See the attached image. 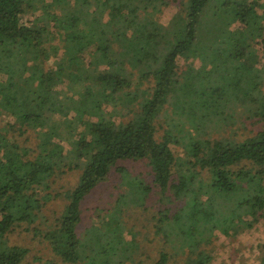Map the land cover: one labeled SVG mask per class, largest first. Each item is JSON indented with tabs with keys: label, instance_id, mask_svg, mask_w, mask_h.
Returning a JSON list of instances; mask_svg holds the SVG:
<instances>
[{
	"label": "trees",
	"instance_id": "1",
	"mask_svg": "<svg viewBox=\"0 0 264 264\" xmlns=\"http://www.w3.org/2000/svg\"><path fill=\"white\" fill-rule=\"evenodd\" d=\"M32 1L0 0V114L11 120L5 124L9 129L0 127V264H22L28 253L25 247L9 244L8 234L22 222L33 220L31 199L38 201V195L28 193L31 185L52 179L55 172L74 168L81 171L76 185L67 193L68 202L56 223L42 235L52 252L64 262L109 264L107 258L91 262L92 250L88 248L90 253L86 255L87 245L78 236L77 227L84 198L108 177L112 168L120 173L126 171L117 165L120 160L148 159L153 184L160 193L170 191L171 185L176 186L171 184L175 173L180 187H189L191 196L182 198L183 206L169 215L161 212L162 222L165 218L164 221L171 222L169 226L177 228L184 245L197 242L198 250L188 248L189 264H208L211 260L210 254L199 250V244L204 240L201 234L213 229L218 221L230 214H250L255 219L264 217V127L240 141L216 138L203 140L198 147L186 146L188 158L194 159H186L188 167L180 169L178 166L183 165L169 143L158 141L155 136L157 113L180 81L175 68L177 59L220 50L212 47L209 36L212 32L216 38L213 28L218 27L220 31L226 18L235 17H241L249 29L244 28L245 33L240 34L246 36L244 40L240 41L238 36L233 40L229 51L239 56L248 55L252 40L260 38L264 30L259 25L264 15L255 12L254 2L51 0L47 4L48 13L58 16L56 26L70 42L66 65L54 68L46 66L50 54L56 53L45 46L36 22L41 19L36 17L29 23L22 20V15L31 10ZM170 4H175L178 10L165 27L157 20V14ZM219 9L222 13H218ZM89 45L95 46L92 66L82 55ZM126 63L139 67L143 78L152 76L149 95L141 91L139 100V96L129 92L119 96L118 93L130 85L125 76ZM225 63L226 60H222V64ZM243 63V73L250 74L251 81L249 79L234 96L237 98L246 90L245 100L252 105L247 109L260 113L255 115L264 121V96L257 82L262 75L258 73V76L257 70L253 72L252 60L246 59ZM191 66L188 64L183 71L186 79L195 71ZM201 75L202 72L200 76L197 73L195 78L200 81ZM79 80L86 83L75 91L78 96L61 93L65 81ZM116 94L119 96L116 98H121L120 103L131 110L124 114L121 125L116 123L112 113L103 110L104 101L115 100ZM227 95L230 97L229 93ZM210 101L203 104L208 106ZM216 103H210V108H215ZM34 119L44 123L38 133L36 131L35 147L14 145L15 124L30 127ZM66 123L75 130L79 125L84 127L78 134L84 140L86 152L78 164L70 160L71 150L67 153L64 146L55 141L59 128ZM8 142L12 147L6 146ZM244 162L256 165L254 172L247 170L252 174L248 181L244 179L246 167L235 169ZM126 181L130 183L129 179ZM145 190L150 189L145 187ZM19 199L25 202L18 205L20 214L14 215L9 204ZM33 233L39 234L40 230L33 228ZM108 233L95 234L96 245L100 246V250L96 247V254H101L100 257H106L103 248L111 240V236H106ZM166 262L167 254L161 252L156 264Z\"/></svg>",
	"mask_w": 264,
	"mask_h": 264
},
{
	"label": "rangeland",
	"instance_id": "2",
	"mask_svg": "<svg viewBox=\"0 0 264 264\" xmlns=\"http://www.w3.org/2000/svg\"><path fill=\"white\" fill-rule=\"evenodd\" d=\"M247 1L254 2L255 12L264 15V0ZM49 2L51 0H33L31 10L22 15V20L29 23L35 21L36 17L41 19L36 22L40 25L45 46L49 51L56 53L50 54L46 66L63 68L66 65L70 42L66 41L65 34L56 26L59 22L58 16L48 13ZM177 10L175 4L166 5L158 11L157 20L166 27ZM218 13H222L221 10ZM46 14L49 16H45ZM260 24L264 27V20L260 19ZM245 25L246 22L241 17L226 18L221 23L220 31L218 27L213 28L216 38L212 36V32L209 36L212 47L221 48L220 50L215 51V54L207 51V54L200 56L192 54L186 58L179 57L175 63L180 81L172 88L166 102L157 113L155 136L158 141L168 142L175 156L180 158L183 166L179 167V165V169L188 167L185 164L186 159H194L188 158L184 150L186 146L198 147L201 141L216 138H233L240 141L264 127V121L257 116L260 113L254 111L251 113L247 109V106L252 107V105L250 101L245 100L246 90L239 93L237 98L234 96L238 89L247 85L251 77L250 74L243 73V60L246 59H249V62L252 60L250 64L254 66L253 72L257 70V75L258 73L262 75L257 82L264 96V30L260 38L252 40L254 48H247L248 55L239 56L229 51L232 50L233 40L237 36L240 37V41L246 38L240 36L241 33H245L244 28H247ZM94 50L95 46L89 45L82 52L90 66L94 62L92 54ZM222 60H226V63L222 64ZM151 61L150 59L149 62ZM188 64L195 68L191 75L186 73L190 79L184 77V70ZM125 69V76L129 79L130 85L118 93L119 96L129 92L139 96L137 99L139 100L141 91L149 95L153 85L152 76L143 78L139 67L133 68L130 63L125 64ZM201 69L203 79L198 81L195 75L198 73L200 76ZM85 83L84 80L74 83L65 81L61 93L78 96L75 91L81 90ZM116 96L119 97L117 94L114 95L115 100L104 101L103 110L112 113L116 123L121 125V121L125 118L124 114L130 113L131 110L128 105H122L121 98L118 99ZM208 98L214 103L217 102L215 108H210L211 101L208 106L203 104L209 100ZM8 120L11 121L10 117L0 114V127L5 126L9 129L10 127L5 125ZM42 124H44L42 120L38 119L32 120L30 127L15 124L16 134L13 137V144L34 148V138ZM83 128V125H79L75 130L69 128L66 123L59 128L55 137V141L63 145L67 153L71 150L70 160L75 164L80 163L81 156L86 152L83 147L84 140L78 134ZM9 131L11 134V130ZM6 146L12 147L9 142ZM117 165L124 167L126 171L120 173L112 168L108 177L84 198L81 205V222L77 227V233L87 245L86 255L90 253L89 249L92 250L91 262L105 261L103 258H107L109 264H156L160 253L165 252L167 254L165 264H189L191 255L188 248L192 251L198 250L197 242L184 245V239L179 235L177 228L173 225L169 226L171 222L164 221L165 218L163 222L161 220L163 216L161 212L169 215L183 206L185 201L182 198L191 196L189 187H180L175 173L171 184L176 186L171 185L170 191L160 193L153 184L152 169L146 158L120 160ZM243 166L246 167L245 181L251 180V172H254L256 165L251 166L248 162H244L235 169L238 170ZM196 170L199 168L196 167ZM80 171L79 168H74L55 172L52 179L41 180L40 183L31 185L28 193L35 192L38 195V201L31 199L34 207L33 220L31 223L22 222L8 234L9 244L28 249L22 264H76L64 262L56 256L42 235L59 219L68 202L67 193L76 185ZM126 179H129L130 183ZM145 187H149L150 190L147 192ZM24 202L23 199L10 202L14 215L20 214L18 205ZM212 227L213 229H207L206 233L201 234L204 240L199 244V250L211 255L208 264H264V217L255 219L250 214L241 216L230 214ZM33 228L39 229L40 233H33ZM97 232H109L106 236H111L109 244L103 248L106 257L96 254L98 247L100 250L95 240Z\"/></svg>",
	"mask_w": 264,
	"mask_h": 264
}]
</instances>
